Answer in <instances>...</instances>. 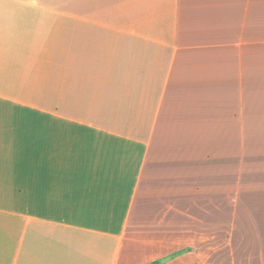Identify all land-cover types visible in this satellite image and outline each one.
I'll use <instances>...</instances> for the list:
<instances>
[{"label":"crops","instance_id":"obj_1","mask_svg":"<svg viewBox=\"0 0 264 264\" xmlns=\"http://www.w3.org/2000/svg\"><path fill=\"white\" fill-rule=\"evenodd\" d=\"M0 264H264V0H0Z\"/></svg>","mask_w":264,"mask_h":264}]
</instances>
